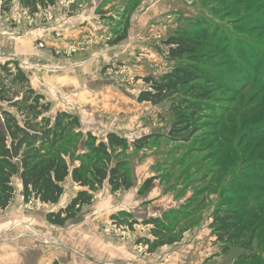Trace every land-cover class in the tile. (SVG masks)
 Here are the masks:
<instances>
[{
    "label": "rangeland",
    "instance_id": "1",
    "mask_svg": "<svg viewBox=\"0 0 264 264\" xmlns=\"http://www.w3.org/2000/svg\"><path fill=\"white\" fill-rule=\"evenodd\" d=\"M55 1L34 16L17 3L9 13L0 11V64L17 61L35 91L46 100L54 98L48 100L50 116L67 111L79 118L86 113L84 133L103 141L105 130L118 131L129 142L153 138L141 151L123 154L134 171V188L113 193L105 184L93 203L62 227L46 216L66 207L80 188L69 179L59 205L25 203L16 179L15 199L7 210H0V264H258L240 245L225 252L226 245L216 241L210 225L220 200L216 180L234 170L226 173L222 166L237 162L243 173L247 160L264 146V82L255 81L264 73V0ZM127 17L128 38L111 45ZM201 19L216 24L228 39L218 42L224 51L213 49L205 64L211 77L232 88L215 92L211 109L204 111L191 141L185 143L168 137L171 101L154 106L139 103L138 97L149 90L144 78L162 76L174 67L165 42L184 27L197 29L190 24ZM225 51L236 54L241 70L228 63ZM90 112L100 118H91ZM233 123L239 124L231 130ZM231 145L246 158L226 162ZM147 179L154 185L140 195ZM254 194L264 196V190ZM187 204L188 210L198 208L201 222L175 245L148 253L143 241L152 236L151 227L142 225L145 219ZM121 212L132 214L137 224L114 223L112 216ZM256 241L252 254L264 264V229Z\"/></svg>",
    "mask_w": 264,
    "mask_h": 264
},
{
    "label": "trees",
    "instance_id": "2",
    "mask_svg": "<svg viewBox=\"0 0 264 264\" xmlns=\"http://www.w3.org/2000/svg\"><path fill=\"white\" fill-rule=\"evenodd\" d=\"M0 1L2 14L11 12L13 4L17 3L29 11L30 16L38 14L39 9L47 10L56 4L55 0ZM135 1L131 0L130 3ZM127 10L129 13L135 11L134 7L133 12L129 8ZM121 25L123 29L121 32L115 31L118 36L111 45H118L128 38L130 17L125 18L118 27ZM190 25H197V29L184 27L165 42L169 50L167 59L174 63L172 71L159 77L144 78L149 90L142 91L138 97L139 103L154 106L171 101L173 125L168 137L185 143L191 141L192 132L204 111L211 109V104L217 98L215 92L218 89L229 92L232 88L211 77L205 64L213 49L224 51L223 47H217L218 42L228 39L218 32L216 24L206 19ZM225 54L228 63L233 62L239 68L241 64L235 58L236 54L227 51ZM253 67L256 69V66ZM245 71L251 77L249 70ZM254 76L257 77L256 73ZM261 78H255V81L264 82V73ZM4 104L8 109L1 106ZM51 109V103L35 91L28 74L17 61L7 60L0 64V210H7L15 199L16 179L21 182L25 203L37 202L47 206L61 203L66 192L64 184L71 179L80 190L66 207L46 216L52 225L62 227L91 205L96 193L105 184L113 193L134 188V171L123 154L129 150L141 151L153 136L146 135L129 142L112 132L104 141L99 140L91 132L81 130V122L74 114L57 112L50 116ZM238 124L232 125L231 130ZM222 135H227L226 127ZM228 138L224 140L231 141L232 137ZM229 147L226 162L246 158L247 154L234 151L233 145ZM260 152L247 160L243 173L242 168L237 167V162L232 163L231 167L222 166V171L226 173L234 170L227 178L215 179L220 185L217 194L220 200L213 211L210 225L216 241L226 245L225 252L240 245L245 252L251 253L248 259L258 264L262 262L252 252L257 245L256 238L264 229V211L261 212L264 209V196H254V193L264 190V146ZM249 167L255 170L248 172ZM153 182L145 180L138 193L143 195L148 192ZM189 205L145 219L142 225L151 227L152 236L143 241L148 246V253L163 246L175 245L201 222L198 208L188 210ZM257 213L263 215L258 216ZM131 217L132 214L121 212L112 219L118 225L133 227L137 222H133ZM54 264L60 263L57 261Z\"/></svg>",
    "mask_w": 264,
    "mask_h": 264
},
{
    "label": "crops",
    "instance_id": "3",
    "mask_svg": "<svg viewBox=\"0 0 264 264\" xmlns=\"http://www.w3.org/2000/svg\"><path fill=\"white\" fill-rule=\"evenodd\" d=\"M46 90H49L50 91V93H51V91H53L52 89H49V88H47ZM54 92V91H53ZM43 93H45V92H43ZM46 94V93H45ZM44 95V94H43ZM47 95V94H46ZM46 97V96H45ZM51 99H54V98H49L48 100H51ZM65 113H67V111H65ZM70 113V112H69ZM90 114V116H91V118H97V117H99L100 118V115L98 116V115H96L97 114V112L95 113V112H90L89 113ZM95 114V115H94ZM79 115V118H80V121H81V123L83 124L84 122H86V119L88 118V115L86 114V113H79L78 114ZM102 117V119L103 118H106V117H104V116H101ZM99 118L97 119V120H99ZM97 120H96V122H97ZM101 123H103V121H100ZM91 131H94V129L95 128H89ZM88 130V129H87ZM109 130V129H108ZM112 132H114V133H116V134H118L119 132L118 131H113L112 130ZM112 132H107V130H105V132H103L102 134H104V136H102L104 139L106 138V136L108 135V134H111ZM119 135V134H118Z\"/></svg>",
    "mask_w": 264,
    "mask_h": 264
},
{
    "label": "built area",
    "instance_id": "4",
    "mask_svg": "<svg viewBox=\"0 0 264 264\" xmlns=\"http://www.w3.org/2000/svg\"><path fill=\"white\" fill-rule=\"evenodd\" d=\"M42 46V45H41ZM43 47V46H42Z\"/></svg>",
    "mask_w": 264,
    "mask_h": 264
}]
</instances>
